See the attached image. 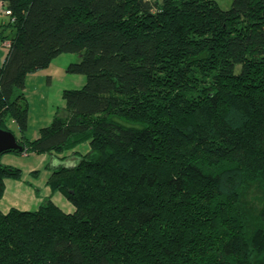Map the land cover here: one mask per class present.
I'll return each instance as SVG.
<instances>
[{"label": "trees", "instance_id": "obj_1", "mask_svg": "<svg viewBox=\"0 0 264 264\" xmlns=\"http://www.w3.org/2000/svg\"><path fill=\"white\" fill-rule=\"evenodd\" d=\"M1 1L8 152L74 210L0 208V264H264V0ZM64 53L85 84L31 140L26 78Z\"/></svg>", "mask_w": 264, "mask_h": 264}, {"label": "rangeland", "instance_id": "obj_2", "mask_svg": "<svg viewBox=\"0 0 264 264\" xmlns=\"http://www.w3.org/2000/svg\"><path fill=\"white\" fill-rule=\"evenodd\" d=\"M222 9H229L233 0H215ZM6 42V41H5ZM5 42L0 46V58L6 54ZM1 60V59H0ZM80 60V55L64 53L53 59L51 64L26 78L25 97L28 103V129L26 136L37 138L40 128L50 124L54 115L65 106L64 90L80 89L85 84V76L68 72V66ZM10 130L19 136V131L13 121L9 122ZM87 144L79 147L85 152ZM50 159L46 154H31L29 156L5 152L0 156V162L19 168L22 177L19 180L7 179L6 190L0 199V207L7 211L11 207L21 210H36L50 198L65 212L74 210V206L61 193L52 192L47 185L51 171L47 168ZM33 171H38L34 174Z\"/></svg>", "mask_w": 264, "mask_h": 264}, {"label": "water", "instance_id": "obj_3", "mask_svg": "<svg viewBox=\"0 0 264 264\" xmlns=\"http://www.w3.org/2000/svg\"><path fill=\"white\" fill-rule=\"evenodd\" d=\"M14 150H21V146L17 143L14 133L0 128V156L5 152Z\"/></svg>", "mask_w": 264, "mask_h": 264}, {"label": "built area", "instance_id": "obj_4", "mask_svg": "<svg viewBox=\"0 0 264 264\" xmlns=\"http://www.w3.org/2000/svg\"><path fill=\"white\" fill-rule=\"evenodd\" d=\"M0 15H2V16H10L11 15V11L9 9H7L6 3L2 2V1L0 2ZM4 47L6 49L9 47V41L5 42Z\"/></svg>", "mask_w": 264, "mask_h": 264}, {"label": "crops", "instance_id": "obj_5", "mask_svg": "<svg viewBox=\"0 0 264 264\" xmlns=\"http://www.w3.org/2000/svg\"><path fill=\"white\" fill-rule=\"evenodd\" d=\"M6 54H7V51H6ZM6 54L4 55V56H1V60H0V64H2L3 63V61H4V59H5V57H6ZM33 74H35V73H33ZM38 135H39V132H38ZM36 137H38V136H36ZM30 139V138H29ZM36 139V138H35ZM31 140H33V139H31ZM9 182V180H6L5 181V184L7 185V183ZM1 208V207H0ZM2 209V208H1ZM9 210V209H8ZM7 210V211H8ZM4 211V210H3ZM4 212H6V211H4Z\"/></svg>", "mask_w": 264, "mask_h": 264}]
</instances>
